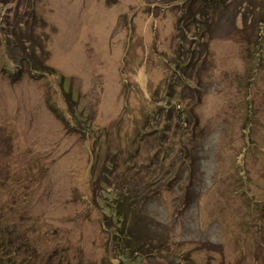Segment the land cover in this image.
I'll use <instances>...</instances> for the list:
<instances>
[{
    "label": "rangeland",
    "instance_id": "1",
    "mask_svg": "<svg viewBox=\"0 0 264 264\" xmlns=\"http://www.w3.org/2000/svg\"><path fill=\"white\" fill-rule=\"evenodd\" d=\"M188 1L0 0V264H264V0Z\"/></svg>",
    "mask_w": 264,
    "mask_h": 264
},
{
    "label": "trees",
    "instance_id": "2",
    "mask_svg": "<svg viewBox=\"0 0 264 264\" xmlns=\"http://www.w3.org/2000/svg\"><path fill=\"white\" fill-rule=\"evenodd\" d=\"M185 4V11L181 12V16L179 17V21L183 20V25H184V29H189V30H195L196 34L198 35V37L203 38V36L207 35L209 32V23H210V17L213 16L215 14V10L217 7H219L221 0H200L199 1V5L196 6L193 4V2H183ZM209 17V18H207ZM215 20H213V24H214ZM182 36H184L183 33H181ZM262 37H264V32ZM11 40V36L10 37H6V39L4 40V43L7 44V42ZM33 44V42H31ZM33 47V46H32ZM32 47H27L25 46V56H21L19 58V60L23 63H26L27 65H29V69L25 70V72H27L28 74L36 77V73L42 75H46V67L48 66H38V61L34 58V52L35 49H33ZM4 71L7 72V76L11 79L12 83H15L19 80L22 79V66L17 64L16 67L10 68H5ZM132 194V193H131ZM131 194H127V196H131ZM138 195V194H137ZM141 204L144 202V197L140 198L138 200ZM105 204L107 205L108 208V212L110 211V216H112L113 218L116 219H121L123 224H120L119 227L117 228L115 231V238L114 240L116 241H120L123 238L126 239V243H130L133 244V240H135L134 238H132L129 232H127L126 230V220H127V216L124 213L123 207L120 209L118 208V204L121 203V201L119 200V197H114V201L110 203L109 199L104 200ZM264 207V206H263ZM115 210V213H114ZM138 213V211H136ZM104 216L107 215L106 213L103 214ZM109 219H111L108 216L102 217V222H101V232L104 233L106 236L109 234L111 235L112 231L109 228ZM5 220H1L0 221V245H1V240L3 239V235L6 234L4 228L2 229V227H7V225L3 226V223H5ZM120 231V234L118 233ZM130 234V235H129ZM113 235V234H112ZM136 237V236H135ZM122 242V241H121ZM142 241L140 242L141 245ZM21 247H23L25 249V257L20 260L19 264H37L41 254L39 252V246L37 245H32L31 242L29 241L28 238H24L22 240V242L20 243ZM141 247V246H140ZM31 251V252H29ZM136 257V256H135ZM135 257H132L131 259H128L126 261L125 264H137ZM50 260H52V258H49ZM121 259V258H119ZM122 261V259L120 260ZM42 262H44L43 258H42ZM139 264V263H138Z\"/></svg>",
    "mask_w": 264,
    "mask_h": 264
}]
</instances>
